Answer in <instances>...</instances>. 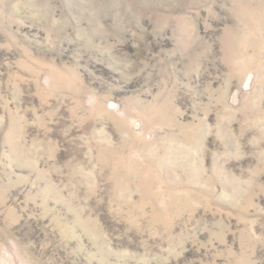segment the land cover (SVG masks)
Segmentation results:
<instances>
[{
    "label": "rangeland",
    "instance_id": "374dc122",
    "mask_svg": "<svg viewBox=\"0 0 264 264\" xmlns=\"http://www.w3.org/2000/svg\"><path fill=\"white\" fill-rule=\"evenodd\" d=\"M0 264H264V0H0Z\"/></svg>",
    "mask_w": 264,
    "mask_h": 264
}]
</instances>
